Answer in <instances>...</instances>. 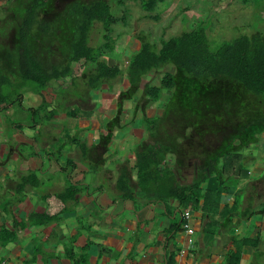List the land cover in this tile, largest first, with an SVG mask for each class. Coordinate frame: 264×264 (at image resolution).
<instances>
[{
	"label": "trees",
	"instance_id": "1",
	"mask_svg": "<svg viewBox=\"0 0 264 264\" xmlns=\"http://www.w3.org/2000/svg\"><path fill=\"white\" fill-rule=\"evenodd\" d=\"M3 1L6 16L0 24V109L12 104L11 93L5 91L11 85L32 81L45 89L53 81L73 75V64L82 61L95 66L88 82V87L95 91L125 75V70L118 64L110 65L103 55L113 52V26L125 21L127 15L115 17L105 0H72L58 11L61 0ZM156 5L157 0L142 3L148 13ZM96 22L104 30V43L99 47L89 44ZM201 22L190 31L161 39L159 48L141 38L140 49L127 63L125 76L129 87L120 93L117 109L119 113L123 101L138 91L144 75L165 67L173 69L162 73L159 85L147 84L144 89L146 103H158V110L165 114H156L155 120L143 118L151 145L143 153L144 158H136L135 166L141 178L160 166L166 168V175L195 174L190 187L178 186L177 181L167 178L172 187L169 192L188 206H197L204 200L205 216L211 219L218 214L222 193L250 174V159L264 145V30L223 41L212 50L207 28ZM52 56L60 60L55 61ZM76 114L72 111L70 115ZM117 121L115 117L111 128ZM104 137L107 141L111 135ZM169 156L175 161L173 169L165 166ZM210 179L221 182L220 190L202 194L201 184ZM254 184L246 187L255 191ZM76 190H69L71 196ZM243 191L241 188L237 194ZM65 193L49 194L44 199L48 203L56 199L66 201ZM237 194L225 213H238L241 202ZM49 216L50 213L42 217L51 220Z\"/></svg>",
	"mask_w": 264,
	"mask_h": 264
},
{
	"label": "crops",
	"instance_id": "2",
	"mask_svg": "<svg viewBox=\"0 0 264 264\" xmlns=\"http://www.w3.org/2000/svg\"><path fill=\"white\" fill-rule=\"evenodd\" d=\"M49 85L45 96L48 107L54 106L49 108L51 113L55 111L57 88L51 90ZM110 93L109 90L107 95H99L105 102L100 108L113 97L116 99L115 108L107 109L108 118L106 113L95 117L93 112L86 119L81 116L75 119L83 128L91 125L90 117L97 123L94 150H88L85 144L84 151L78 149L85 159L95 162L97 177L90 181L85 169L72 163L74 157L79 158L74 149L58 151V160L49 152L48 143L56 138L54 123L14 124L15 135L7 138L0 134V264H264V180L250 179L254 174L264 177V153L258 155L260 149L254 151L250 174L222 193L218 214L210 219L205 216L204 200L197 206H188L169 192L172 187L167 178L177 181L178 186L190 187L195 174L166 175V168L160 166L141 178L137 169L122 165L124 157L137 161L130 152L126 153L128 141L124 137L133 141L132 150L143 142L146 131L140 123L132 126L131 136L113 131L114 127L107 131L106 121L115 118L119 100L118 93ZM141 100L145 101L143 93H139L136 103ZM83 128L82 133H86ZM102 133L114 137L111 135L106 141ZM41 144L46 148L44 151L37 148ZM25 148H31V153ZM117 149L126 155L112 156ZM54 165L61 171L71 165L74 171L59 190L46 185L52 183ZM165 166L173 169L174 159L169 156ZM215 181L210 179L201 184V193L220 190ZM261 181L259 195L247 187L240 211L235 216L225 213V208L232 207L239 189L245 190L249 183ZM71 188L77 189L72 196ZM65 191L66 201L56 199L48 203L44 199ZM3 195L13 198L2 201ZM187 210L191 212L190 223L194 228L192 244L183 229ZM48 213L51 220L42 217Z\"/></svg>",
	"mask_w": 264,
	"mask_h": 264
},
{
	"label": "rangeland",
	"instance_id": "3",
	"mask_svg": "<svg viewBox=\"0 0 264 264\" xmlns=\"http://www.w3.org/2000/svg\"><path fill=\"white\" fill-rule=\"evenodd\" d=\"M70 1L72 0H61L57 5L56 10L58 11ZM83 1L91 2L94 0ZM105 1L111 6L112 13L115 17L119 18L124 14L127 15L125 21H119L113 26L112 36L116 39L113 52H108L103 55L104 59H106L110 65L118 64L123 70H125V75L127 74L126 70L129 58L141 47V38L149 42L151 41L150 43H155L157 48H159L161 45V39H168L172 35H177L184 31L187 32L188 30L190 31L197 26L199 22L205 20L201 23H204L202 25L207 28L211 49L216 50L217 46L223 41L232 40L243 34L251 35L257 32H263L264 30V0H250V4L248 5L242 3L244 0H157L155 9L149 13L142 7L144 0ZM5 3L6 1L0 0V24L1 19L6 16V12L3 10ZM156 15L158 18H153ZM211 25H215L213 29H209ZM103 34L104 30L102 24L96 22L90 33L89 44L93 47L101 46L104 43ZM6 44L10 46L9 41ZM52 58L55 61L60 60V57L57 56H52ZM166 70L173 71L171 67H165L157 69L154 74H152L151 71L150 74H146L142 77L138 91L128 99L130 102L124 100L121 109H119V113L115 112L114 117H118V121L115 123L117 125L114 124L113 131L117 130L119 133L131 136L134 132V128H132L134 124L137 126L138 123H144L141 126L144 130L147 129L148 125L144 122L143 118L147 117L151 120L154 118L153 120H155L156 114L159 113L161 116L165 114V112H161L160 109L158 110L157 107L160 108L161 105H157L154 101L146 103L141 100L139 103H136V98H138L139 93L144 94V89L147 84H150L151 86L159 85L160 77ZM73 71V75L59 79L58 82L53 81L50 83L49 86L51 87V90H55V87L57 88L56 101H54V103L56 102L55 111L51 113H48L49 108L54 106L51 105L48 107V97L45 96V89L49 90L48 87L42 89L40 85H37L32 81H20V83L19 81H14L15 84H19L11 85V87L5 90L11 93L10 101L12 104H10L9 107H6V109H3V111H0V134L2 137L7 136V138L15 135V131L12 128L14 124L38 123L41 125L46 122L54 123L57 127L54 128L56 129V138L53 142L49 141L48 146L51 148L49 149V152L52 153L56 160H58V151H62L63 148L66 151L74 149L79 155V158L75 159L74 157L72 163L77 164L79 168H84L85 174L88 176L90 175L88 177V180L90 181L91 178L97 177V173L95 172V162L91 159L89 161V158L85 159L81 153H78V149H81L82 152V145L85 144L88 150H94V147L92 146H95L93 137L96 133L95 126L97 123L92 117H90L89 122L91 125L87 128H83L79 126L80 121L75 119L78 118V116L85 117L86 119L93 112L94 114L92 115L95 117H99L102 114L105 115L106 113V118H108L110 114L107 109L110 107L115 108L116 99L113 97L112 101L108 100L107 105L100 108V105H104L105 102H102L99 95H107L105 93H108L110 90V92L115 95L118 93L117 96L120 97L121 94L119 93L125 91L124 89H128L129 84L127 77L124 74H121L108 83H104L101 89L98 90L100 91L99 94H97L95 90L88 87L89 77L95 71V66L92 65V63L87 64L84 61L75 63L73 64ZM124 99H127V97H124ZM118 101L119 100L117 99V106ZM30 107H35L36 109L39 108V110L34 112L29 110ZM0 110H2V108ZM72 111L77 113L76 116L67 115V113L71 114ZM116 114L118 116H116ZM157 119H159L158 116ZM112 120L113 119H109L106 121L108 123L107 131H109L112 126ZM98 121L99 123H102V121ZM119 123L129 124L118 126ZM81 128L85 129L86 133H82ZM120 130L122 132H120ZM147 133L148 132L146 131L143 142L134 146L132 150H130V146L133 141L130 138L123 136L125 140L128 141L127 146H125L126 153L130 152L132 157H136L137 159H139V157L141 159L144 158L143 153L147 152L151 145V141H148L150 135ZM107 135V133L103 134V136ZM112 137H114V135H112ZM37 148L39 151H44L46 149L42 144ZM120 149H117L112 156L118 158L123 155L125 152L122 153V150ZM259 149L258 155H262L264 153V146H259ZM25 150H28L27 152L31 153V148H25ZM136 162L137 161H131L130 157H124L123 162L121 163L125 167L130 166L131 168L136 169ZM53 169L55 172H51L52 183L46 185L51 189L59 190L61 186L67 184L69 181V175L74 173V171H72L71 165L64 171H61L55 165L51 170ZM90 169H92V173L89 174ZM261 178H263V181V175L257 176L254 174L250 179H259L260 181ZM262 181L261 183L258 182L254 184L256 192H259V187L263 184ZM220 183L221 182L218 181V179L215 181L218 188H220ZM248 188L246 187L242 193L237 194V196L240 197L241 203L245 201V191ZM12 198L13 197H8V195H3L2 201L6 199L10 200ZM241 203L237 209L238 212L241 209Z\"/></svg>",
	"mask_w": 264,
	"mask_h": 264
},
{
	"label": "built area",
	"instance_id": "4",
	"mask_svg": "<svg viewBox=\"0 0 264 264\" xmlns=\"http://www.w3.org/2000/svg\"><path fill=\"white\" fill-rule=\"evenodd\" d=\"M190 217H191V212L189 210L185 211L184 212L185 221L183 222V229L188 236V243L192 244L193 243L192 235L194 233V228L190 223Z\"/></svg>",
	"mask_w": 264,
	"mask_h": 264
},
{
	"label": "clouds",
	"instance_id": "5",
	"mask_svg": "<svg viewBox=\"0 0 264 264\" xmlns=\"http://www.w3.org/2000/svg\"><path fill=\"white\" fill-rule=\"evenodd\" d=\"M144 95V94H143ZM145 96V95H144ZM146 100H147V98L145 97V101L144 102H146Z\"/></svg>",
	"mask_w": 264,
	"mask_h": 264
}]
</instances>
